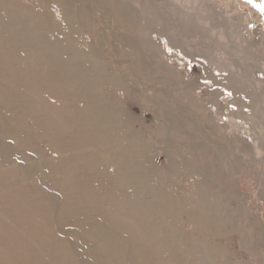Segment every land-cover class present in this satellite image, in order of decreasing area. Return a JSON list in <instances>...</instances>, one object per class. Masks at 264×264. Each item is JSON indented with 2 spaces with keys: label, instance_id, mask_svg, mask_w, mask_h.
I'll return each mask as SVG.
<instances>
[{
  "label": "rangeland",
  "instance_id": "rangeland-1",
  "mask_svg": "<svg viewBox=\"0 0 264 264\" xmlns=\"http://www.w3.org/2000/svg\"><path fill=\"white\" fill-rule=\"evenodd\" d=\"M0 264H264V12L0 0Z\"/></svg>",
  "mask_w": 264,
  "mask_h": 264
},
{
  "label": "snow or ice",
  "instance_id": "snow-or-ice-1",
  "mask_svg": "<svg viewBox=\"0 0 264 264\" xmlns=\"http://www.w3.org/2000/svg\"><path fill=\"white\" fill-rule=\"evenodd\" d=\"M249 3H252L254 7H256L260 11L264 12V3L256 4V3H254V0H249Z\"/></svg>",
  "mask_w": 264,
  "mask_h": 264
}]
</instances>
